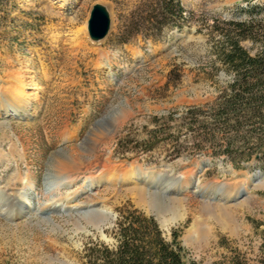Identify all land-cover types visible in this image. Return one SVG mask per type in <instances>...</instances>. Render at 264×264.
<instances>
[{"label":"rangeland","instance_id":"rangeland-1","mask_svg":"<svg viewBox=\"0 0 264 264\" xmlns=\"http://www.w3.org/2000/svg\"><path fill=\"white\" fill-rule=\"evenodd\" d=\"M158 1L0 0V92L14 75L38 94L26 112L0 113V205L18 210L12 195L27 179L16 175L35 182L20 217L0 214V264H86L85 248L115 245L117 220L132 214L152 217L168 241L175 233L186 264H264V161L176 156L177 123L160 121L211 103L232 81L214 54L215 20L225 30L224 22L249 19L242 9L256 14L264 0H180L183 19L169 24ZM94 5L110 13L99 42L87 33ZM241 46L251 55L258 50L250 40ZM122 112L130 117L117 126ZM95 130L102 132L99 161L86 178L109 159L127 171L167 174V193L131 180L90 189L85 179L44 206L54 157L86 161Z\"/></svg>","mask_w":264,"mask_h":264},{"label":"trees","instance_id":"trees-1","mask_svg":"<svg viewBox=\"0 0 264 264\" xmlns=\"http://www.w3.org/2000/svg\"><path fill=\"white\" fill-rule=\"evenodd\" d=\"M157 6L164 11V23L183 19L180 0H159ZM255 9L256 14L249 7L242 9L250 18L227 20L225 30L217 29L215 20L212 29L218 34V39L212 38L216 60L232 74V81L211 103L160 118L168 125L177 123L172 126L177 134L171 141L176 156L264 161V5ZM246 40L258 43L254 55L241 46ZM115 234V245L97 242L85 248L86 264H186L177 235L173 233L172 239L166 240L152 217H120Z\"/></svg>","mask_w":264,"mask_h":264},{"label":"bare ground","instance_id":"bare-ground-1","mask_svg":"<svg viewBox=\"0 0 264 264\" xmlns=\"http://www.w3.org/2000/svg\"><path fill=\"white\" fill-rule=\"evenodd\" d=\"M7 80L8 83L5 84L3 90L0 92V113L4 112V114H8L9 108L15 113L26 112L30 103L38 99V94L28 93L26 84L18 76L11 75L10 77L7 78ZM129 117H130L129 112H122L120 118H118L117 120V126L122 125L124 122H126L129 119ZM101 133L102 132L95 130L88 135L85 152L89 159H87L86 161L82 160L80 157L76 155H69L65 157H60L57 155L54 157L51 165L52 179L49 181L50 183L49 187L51 188L48 192H46L43 195V202L45 203L44 206H47V204L52 205L56 201H58L55 199H57L58 197L60 198L61 189L68 188L76 184L79 180H85V179L89 180L90 189L92 187L96 188L95 186L101 183V181L102 182L105 181L108 182L109 184L116 185L131 180L135 183V185L137 184L142 185L143 188H150L151 186H153V188L154 187L159 188L162 191V195L167 193V191L170 188L169 186L170 184H166V182L172 181L173 179L172 177L171 179L168 178L169 176H167V174L154 170H149L151 172H147L146 170L148 169L143 170L140 167L138 168V166H134L137 168L131 167L132 169L127 171L126 169L122 168L123 167L122 163L112 164V162L109 159L100 160L99 164L101 168H103V170L101 169L102 172L98 176L96 177L89 176L88 178H86L85 175L87 174V172L90 169L92 170L94 163L96 162L98 163L99 161L98 157L96 156V151L97 148L102 144V140H100L101 137L99 136L101 135ZM107 138L108 137H105V139ZM127 165L128 164H125V167ZM194 173L195 172L192 173V176L194 175ZM25 179H27V181L24 182L25 187H23L22 190L20 189L14 192L12 195L14 199L17 200L18 210H13L11 206L0 205V214H4L6 217H10V218L20 217V215L23 214L22 210L28 209L25 207V204L27 203V199H28L26 191L35 187V182L31 180L29 174H26L21 179L19 175H16L13 178V180H20V182H22ZM187 181L191 182V179ZM187 181H184V184ZM143 188L139 187L136 189H138L139 192L143 193L145 191V189ZM223 190L225 189L222 187L219 189L221 194L220 197L223 199H227L229 197L227 195L228 192L225 193ZM78 191H86V190L83 187H81L77 190V193ZM3 195L5 196L4 193ZM164 226L166 228L168 227V225H164Z\"/></svg>","mask_w":264,"mask_h":264},{"label":"water","instance_id":"water-1","mask_svg":"<svg viewBox=\"0 0 264 264\" xmlns=\"http://www.w3.org/2000/svg\"><path fill=\"white\" fill-rule=\"evenodd\" d=\"M109 30H110V15L108 10L101 5H94L90 11L89 19L87 22V33L89 39L93 42L102 41L108 35ZM209 163H210V159L208 158L203 159L200 161V167H205ZM262 177L263 175L258 174L259 179Z\"/></svg>","mask_w":264,"mask_h":264}]
</instances>
